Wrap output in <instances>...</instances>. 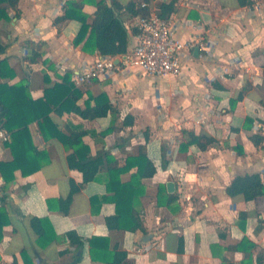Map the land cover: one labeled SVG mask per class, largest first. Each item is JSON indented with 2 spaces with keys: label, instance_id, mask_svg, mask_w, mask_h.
I'll list each match as a JSON object with an SVG mask.
<instances>
[{
  "label": "crops",
  "instance_id": "0c3cea01",
  "mask_svg": "<svg viewBox=\"0 0 264 264\" xmlns=\"http://www.w3.org/2000/svg\"><path fill=\"white\" fill-rule=\"evenodd\" d=\"M69 1L78 0H19L18 14L8 10L11 19L0 22V43L7 47L0 62L7 60V74L15 77L0 83L24 82L33 99H41L63 76L71 73L73 78L101 56L85 52L84 43L75 45L81 29L78 21H69L61 31L54 25ZM85 1L83 11L91 22L102 0ZM117 1L124 6L118 14L130 33V51L139 31L137 16L125 6L133 1L139 7L144 0ZM149 1L160 12L165 0ZM253 2L241 6L238 0H180L174 13L181 22L177 38L205 46L189 52L181 76L155 79L133 69L118 71L106 80L75 84L85 94H106L116 115L96 119L83 100L77 103L89 112L88 118L72 112L50 115L66 135L72 129L87 132L83 141L91 157L106 152L123 166L126 158L139 156L143 147L158 171L143 181L146 192L135 206L141 229L108 230L106 218L116 213V206L104 203L96 214L91 203L92 197L113 195L107 189L108 165L97 180L84 183L82 173L68 165L73 150L58 139H44L38 123H32L33 145L45 150L50 162L28 176L18 169L8 180L0 170L4 182L0 210L9 221L2 231L0 264H73L80 257L78 264H105L91 259L89 240L95 237L109 238L108 251L126 252L128 264H224L222 259L225 264H245L250 254L230 249L245 238L264 249V196L246 201L243 195L230 197L226 192L237 176L260 174L264 179V144L257 147L249 140L252 135L264 136V0ZM28 42L39 45L36 62L29 60ZM240 93L244 97L232 109L230 101ZM127 116L134 118V125L123 127ZM247 118L263 128L245 129ZM111 127L115 131L102 135ZM183 130L205 134L218 143L206 151L191 147L182 152ZM0 158L1 164L14 160L7 144L0 146ZM135 171L123 174L121 183L130 181ZM5 173L10 177L8 170ZM72 182L80 187L72 200L50 208V200H66ZM168 182H174L173 192L168 191ZM163 186L169 195H177L169 206L157 204ZM33 218H48L57 235L45 248L38 243ZM70 231L85 241L83 248L65 239ZM181 239L183 251L179 252ZM256 254L250 264H257Z\"/></svg>",
  "mask_w": 264,
  "mask_h": 264
},
{
  "label": "trees",
  "instance_id": "16d2710c",
  "mask_svg": "<svg viewBox=\"0 0 264 264\" xmlns=\"http://www.w3.org/2000/svg\"><path fill=\"white\" fill-rule=\"evenodd\" d=\"M149 1V0H145ZM180 0H165L159 7L161 17L169 18L177 10V5ZM241 6H252L253 0H238ZM7 4V8L2 5ZM86 4L85 0L69 1L64 8V15L56 18L54 25L61 31L62 26L69 21H78L81 24V29L74 41L75 45L84 43L83 50L87 53H98L101 56L117 57L128 53L130 44V33L118 12L124 6L117 0H102L97 4V10L89 22V16L83 11ZM19 0H0V22L10 20L11 17L8 10L18 14ZM127 11L132 16H147L151 9L137 7L135 2H130L125 6ZM90 31V32H89ZM89 33V36H88ZM136 35L138 32L133 31ZM30 50L29 60L37 61L39 57V45L32 42L26 43ZM7 47L0 43V54H5ZM10 65L7 60L0 62V79L12 78L14 74H7ZM219 87L218 84H214ZM85 95H87L85 97ZM243 93L231 100L232 109L237 103L243 99ZM83 100L84 106L88 111H92L96 119L107 117L109 113L117 114V110L113 107L110 99L106 94L93 96L90 92L83 93L78 89L72 81V74L68 73L61 78V82L55 87L46 89L44 96L41 99H33L28 85L18 83L9 85L8 83H0V130L5 129L11 134V141L7 144L10 147L14 160L9 163L1 164V172L4 179H13L14 173L19 169L23 176L32 175L50 162L49 155L45 150H40L33 145L30 125L38 123L40 132L44 139H58L68 150H73L67 157L68 165L71 169L80 171L83 175V182L89 183L97 180V175L104 166L108 165V192L113 193L110 197H92V210L98 214L104 203H113L116 206V213L106 218L108 230H124L135 232L142 227L140 221V213L136 210V204L142 196L145 195L146 187L143 183L145 179L153 178L157 173L155 163L141 148L140 154L137 157H128L124 161V165L120 166V162L106 153L102 152L95 157H91L90 150L84 143L83 138L87 132L78 129L69 131V135L64 134L56 125L50 115L53 112L63 114L77 113L88 118L89 112H83V108L78 105V101ZM134 118L127 116L123 122V127L133 126ZM245 129L250 130L255 127L253 119L247 118ZM115 127H111L102 135H107L115 131ZM184 141L180 149L182 152H187L191 147L199 151H206L218 141L205 134H196L193 131H182ZM149 136L146 135V141ZM249 140L257 147L264 144V136L252 135ZM242 154V151H238ZM136 171L131 174L130 181L121 183V176L129 173L132 169ZM10 172V177L6 176L5 171ZM80 190L74 182L71 183V189L66 200L55 199L49 201L50 208L52 204H58L59 201L70 202L74 194ZM230 197L243 195L246 201H252L264 196V179L260 174H251L245 176H237L226 189ZM177 200V195H169L163 186L159 189L157 196L158 206H169ZM9 224L7 215L3 210H0V241L2 240V231ZM33 230L39 236L38 243L41 247H47L57 239V235L48 218H33L31 221ZM65 239L71 245L81 249L85 245V241L75 232L70 231L65 235ZM109 238L95 237L89 240L91 259L94 262H103L105 264H128L127 253L120 252L116 248L114 251H108ZM183 240H180L179 252H182ZM231 250H239L244 253H249L250 258L245 264H250L252 255L256 254L257 264H264V249H259L258 245L251 242L249 239L243 241L233 247ZM26 252L22 255L25 256ZM78 258L75 263L78 264ZM225 264V259H222Z\"/></svg>",
  "mask_w": 264,
  "mask_h": 264
},
{
  "label": "built area",
  "instance_id": "2783aa9c",
  "mask_svg": "<svg viewBox=\"0 0 264 264\" xmlns=\"http://www.w3.org/2000/svg\"><path fill=\"white\" fill-rule=\"evenodd\" d=\"M140 8H149L151 12L147 16H137L135 24L138 28L136 46L127 54L112 57L100 56L91 64L84 65L82 70L76 71L73 75V82L78 85L91 84L95 80H106L112 73L125 71L127 69L137 70L144 75L155 79H166L179 77L185 68L186 56L190 51L205 48L202 42H182L176 36L177 30L181 27L180 20L176 15L169 18L161 17L156 9L151 8L150 1H143ZM259 123L255 124V128ZM260 127V126H259ZM11 141V134L0 130V146ZM0 158V170H1ZM4 182L0 172V188Z\"/></svg>",
  "mask_w": 264,
  "mask_h": 264
},
{
  "label": "water",
  "instance_id": "95a60500",
  "mask_svg": "<svg viewBox=\"0 0 264 264\" xmlns=\"http://www.w3.org/2000/svg\"><path fill=\"white\" fill-rule=\"evenodd\" d=\"M199 48H197V52H199ZM167 188H168V191L169 192H173L174 190H175V184H174V182H168L167 183Z\"/></svg>",
  "mask_w": 264,
  "mask_h": 264
},
{
  "label": "rangeland",
  "instance_id": "374dc122",
  "mask_svg": "<svg viewBox=\"0 0 264 264\" xmlns=\"http://www.w3.org/2000/svg\"><path fill=\"white\" fill-rule=\"evenodd\" d=\"M245 91H247V90H245ZM245 93H246V92H245ZM243 94H244V93H243ZM259 126H260L261 128H263V127L261 126V123H259L258 127H259Z\"/></svg>",
  "mask_w": 264,
  "mask_h": 264
}]
</instances>
